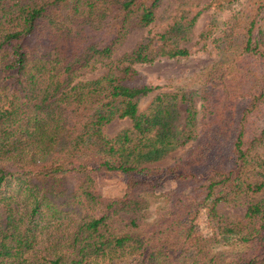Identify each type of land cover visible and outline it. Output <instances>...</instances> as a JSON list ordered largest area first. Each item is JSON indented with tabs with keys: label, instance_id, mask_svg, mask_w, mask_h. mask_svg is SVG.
Listing matches in <instances>:
<instances>
[{
	"label": "trees",
	"instance_id": "trees-1",
	"mask_svg": "<svg viewBox=\"0 0 264 264\" xmlns=\"http://www.w3.org/2000/svg\"><path fill=\"white\" fill-rule=\"evenodd\" d=\"M159 3L0 0V264H264V176L243 178L264 141V0H244L200 33L216 60L198 107L186 101L182 131L167 121L176 95L157 94L138 112L156 88L134 84L133 65L187 49L166 32L148 34L112 59L129 28L155 21ZM170 30L175 39L186 28ZM99 68L96 79L77 80ZM114 119L131 128L107 138ZM188 142L170 165L143 166ZM99 173L121 177L119 196L101 193ZM167 181L174 187L148 221L147 199ZM239 196L248 197L241 219L215 209ZM232 244L227 261L214 250Z\"/></svg>",
	"mask_w": 264,
	"mask_h": 264
},
{
	"label": "rangeland",
	"instance_id": "rangeland-1",
	"mask_svg": "<svg viewBox=\"0 0 264 264\" xmlns=\"http://www.w3.org/2000/svg\"><path fill=\"white\" fill-rule=\"evenodd\" d=\"M244 0H160L156 10L155 21L147 28H129L123 41L116 48L112 59L128 54L138 43L148 34H161L166 32L170 40L177 42L179 47H184L188 51V56L184 58H158L151 64L133 65L138 77L134 84L148 85L156 88L138 102V112H142L150 107L157 94L176 95V99L171 100L170 117H167L170 129L182 131L186 108L190 104L198 107L197 92L202 76L208 71L210 64L214 63L216 56L211 44V38L201 37L200 33L205 28H219L228 16L239 9ZM175 24L181 28H186L181 32L179 38H173L170 30ZM166 34V35H167ZM104 69L99 68L91 73H83L77 80H93L102 75ZM183 97V100L181 99ZM167 99V98H166ZM131 128V123L127 119H114L103 128V134L107 138H112ZM177 135H180L178 133ZM191 147V143H186L183 147L175 148L156 161L145 163L143 166L150 168H163L170 165L176 158L181 157ZM264 176V141L250 151L243 171V178L247 182H252ZM73 180L66 181L67 189L73 185ZM98 189L104 196H119L123 190L122 179L112 173H99L96 176ZM171 181L165 182L161 187L154 190L147 199V210L145 218L150 221L154 217L157 206L161 205L160 195L173 189ZM248 197L239 196L237 202L219 203L215 209L223 217L238 220L241 219ZM199 230L203 235H207L204 215L200 216ZM238 247L232 245H217L216 253L227 261ZM116 264H134L131 258L118 261Z\"/></svg>",
	"mask_w": 264,
	"mask_h": 264
}]
</instances>
